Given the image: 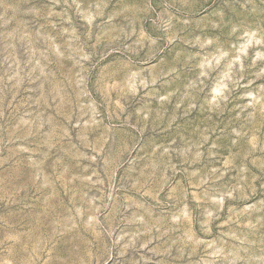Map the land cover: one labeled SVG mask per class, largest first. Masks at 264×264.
I'll return each instance as SVG.
<instances>
[{"label":"rangeland","instance_id":"obj_1","mask_svg":"<svg viewBox=\"0 0 264 264\" xmlns=\"http://www.w3.org/2000/svg\"><path fill=\"white\" fill-rule=\"evenodd\" d=\"M0 264H264V0H0Z\"/></svg>","mask_w":264,"mask_h":264},{"label":"clouds","instance_id":"obj_2","mask_svg":"<svg viewBox=\"0 0 264 264\" xmlns=\"http://www.w3.org/2000/svg\"><path fill=\"white\" fill-rule=\"evenodd\" d=\"M219 96H222V94H220ZM226 98V97H225ZM213 213L211 211L208 212V217H209V221L212 218ZM182 220H188L189 222L191 221V214L190 211L188 210L187 206H185L181 212L179 213V215L177 217L174 218V222H181ZM206 221V222H209Z\"/></svg>","mask_w":264,"mask_h":264}]
</instances>
